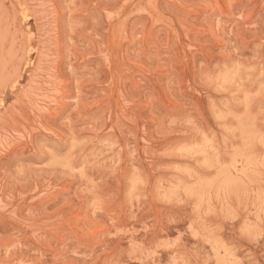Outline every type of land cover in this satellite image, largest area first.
Returning <instances> with one entry per match:
<instances>
[{"label":"rangeland","instance_id":"obj_1","mask_svg":"<svg viewBox=\"0 0 264 264\" xmlns=\"http://www.w3.org/2000/svg\"><path fill=\"white\" fill-rule=\"evenodd\" d=\"M0 264H264V0H0Z\"/></svg>","mask_w":264,"mask_h":264}]
</instances>
